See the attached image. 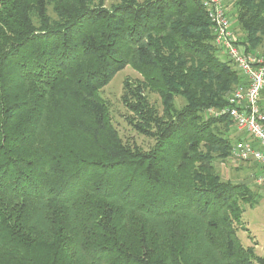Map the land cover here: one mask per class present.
Wrapping results in <instances>:
<instances>
[{
  "label": "trees",
  "instance_id": "trees-1",
  "mask_svg": "<svg viewBox=\"0 0 264 264\" xmlns=\"http://www.w3.org/2000/svg\"><path fill=\"white\" fill-rule=\"evenodd\" d=\"M228 4L241 50L264 49V0ZM216 50L201 0H0V264H264L236 231L257 194L215 166L231 121L201 117L242 80ZM128 66L127 122L152 145L99 95Z\"/></svg>",
  "mask_w": 264,
  "mask_h": 264
},
{
  "label": "built area",
  "instance_id": "built-area-1",
  "mask_svg": "<svg viewBox=\"0 0 264 264\" xmlns=\"http://www.w3.org/2000/svg\"><path fill=\"white\" fill-rule=\"evenodd\" d=\"M211 24L213 43L222 51L241 77L223 107L206 111L209 117L228 118L237 131L231 144L232 163H254L264 168V54L245 53L230 27L226 0H201ZM255 183L264 186V173Z\"/></svg>",
  "mask_w": 264,
  "mask_h": 264
},
{
  "label": "rangeland",
  "instance_id": "rangeland-1",
  "mask_svg": "<svg viewBox=\"0 0 264 264\" xmlns=\"http://www.w3.org/2000/svg\"><path fill=\"white\" fill-rule=\"evenodd\" d=\"M118 2L119 0H103V4L107 8H110ZM227 6L230 25L232 29H234L236 28V24L232 7L229 4ZM47 15H49L52 21L56 20V16L53 14L51 6L47 9ZM32 18L33 25L38 27L39 22L36 16L33 15ZM261 53L264 54V51H261ZM215 54L221 60L229 62L220 50H216ZM138 79H140L139 75L128 66L114 75L109 84L99 92V95L106 102L112 126L118 131L122 140L129 142L134 141L138 145L147 146L153 144L152 139L137 134L128 124L127 119L130 115L121 100L124 82L127 81L130 84H133ZM146 95L149 102L161 112L162 107L159 97L150 92H147ZM174 103L176 107H180L184 102L181 98L176 97ZM201 117L203 119L210 118L206 112L201 114ZM212 131L217 137L227 141L228 149L237 137V131L232 122L218 123L212 127ZM216 157L217 156H214V158ZM253 164L254 163H247V165L241 164L240 167L238 164L232 163L227 156L217 160L215 166L223 180H231L232 182L247 184L251 191L258 195L253 205H242L243 212L241 219L237 224L236 231L241 245L244 248L253 249L256 256L264 259V186H258L255 183V179L258 176V167L260 166L255 164L256 167L254 168Z\"/></svg>",
  "mask_w": 264,
  "mask_h": 264
},
{
  "label": "crops",
  "instance_id": "crops-1",
  "mask_svg": "<svg viewBox=\"0 0 264 264\" xmlns=\"http://www.w3.org/2000/svg\"><path fill=\"white\" fill-rule=\"evenodd\" d=\"M234 21H235V19H234ZM236 24V23H235ZM230 27H231V25H230ZM231 29H232V27H231ZM261 51H264L263 49L262 50H259L257 53H261ZM254 166V168L256 167V165L255 164H253ZM258 166V165H257ZM260 170H261V172H260ZM258 175L259 174H262V173H264V168L263 167H258ZM258 196V195H257Z\"/></svg>",
  "mask_w": 264,
  "mask_h": 264
}]
</instances>
